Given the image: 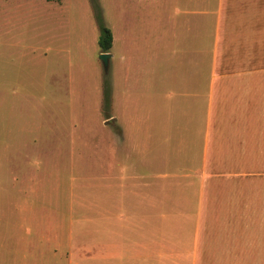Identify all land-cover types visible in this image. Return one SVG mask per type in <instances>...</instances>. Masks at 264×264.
<instances>
[{"label":"crops","instance_id":"0c3cea01","mask_svg":"<svg viewBox=\"0 0 264 264\" xmlns=\"http://www.w3.org/2000/svg\"><path fill=\"white\" fill-rule=\"evenodd\" d=\"M123 3L103 153L119 174L85 264H264V0Z\"/></svg>","mask_w":264,"mask_h":264},{"label":"rangeland","instance_id":"374dc122","mask_svg":"<svg viewBox=\"0 0 264 264\" xmlns=\"http://www.w3.org/2000/svg\"><path fill=\"white\" fill-rule=\"evenodd\" d=\"M121 4L0 0V39L15 42L0 53V264H85L103 240L118 44L106 73L99 19L117 38Z\"/></svg>","mask_w":264,"mask_h":264},{"label":"trees","instance_id":"16d2710c","mask_svg":"<svg viewBox=\"0 0 264 264\" xmlns=\"http://www.w3.org/2000/svg\"><path fill=\"white\" fill-rule=\"evenodd\" d=\"M99 29H100V37L98 41L99 48L101 53H110L113 47V34L110 29L105 27V25L99 19ZM110 91L107 92L106 95V105L109 107L110 105ZM110 118V117H109Z\"/></svg>","mask_w":264,"mask_h":264},{"label":"water","instance_id":"95a60500","mask_svg":"<svg viewBox=\"0 0 264 264\" xmlns=\"http://www.w3.org/2000/svg\"><path fill=\"white\" fill-rule=\"evenodd\" d=\"M111 58H112V55L110 53H102L100 55V59L104 65L106 73H108L109 71V64H110Z\"/></svg>","mask_w":264,"mask_h":264}]
</instances>
